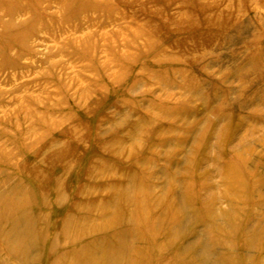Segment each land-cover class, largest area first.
<instances>
[{"label": "rangeland", "instance_id": "rangeland-1", "mask_svg": "<svg viewBox=\"0 0 264 264\" xmlns=\"http://www.w3.org/2000/svg\"><path fill=\"white\" fill-rule=\"evenodd\" d=\"M0 264H264V0H0Z\"/></svg>", "mask_w": 264, "mask_h": 264}, {"label": "bare ground", "instance_id": "bare-ground-1", "mask_svg": "<svg viewBox=\"0 0 264 264\" xmlns=\"http://www.w3.org/2000/svg\"><path fill=\"white\" fill-rule=\"evenodd\" d=\"M155 200V199H154ZM136 211V210H135Z\"/></svg>", "mask_w": 264, "mask_h": 264}]
</instances>
